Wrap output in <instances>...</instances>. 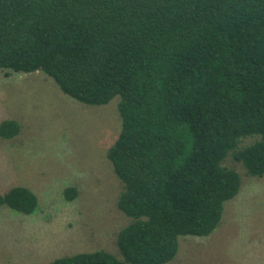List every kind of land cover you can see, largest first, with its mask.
<instances>
[{
  "label": "trees",
  "instance_id": "16d2710c",
  "mask_svg": "<svg viewBox=\"0 0 264 264\" xmlns=\"http://www.w3.org/2000/svg\"><path fill=\"white\" fill-rule=\"evenodd\" d=\"M36 70L81 103L118 96L106 156L129 222L120 257L95 249L30 264L166 263L180 237L209 235L238 192L227 154L264 175V0H0V71ZM18 130L0 120L1 138ZM0 205L28 214L38 199L11 185Z\"/></svg>",
  "mask_w": 264,
  "mask_h": 264
},
{
  "label": "rangeland",
  "instance_id": "374dc122",
  "mask_svg": "<svg viewBox=\"0 0 264 264\" xmlns=\"http://www.w3.org/2000/svg\"><path fill=\"white\" fill-rule=\"evenodd\" d=\"M117 101L81 103L39 70L0 71V120L19 125L13 137H0V190L22 185L38 199L28 214L0 205V264L95 249L120 257L115 239L129 217L117 207L122 185L106 156L120 129ZM222 164L238 172V192L209 235L180 237L163 264H264V175L246 174L230 154ZM69 186L72 199L64 195Z\"/></svg>",
  "mask_w": 264,
  "mask_h": 264
}]
</instances>
